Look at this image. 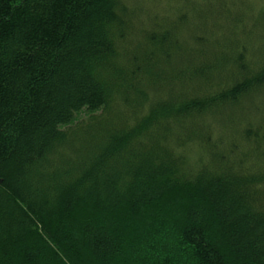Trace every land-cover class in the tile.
<instances>
[{
    "label": "trees",
    "instance_id": "16d2710c",
    "mask_svg": "<svg viewBox=\"0 0 264 264\" xmlns=\"http://www.w3.org/2000/svg\"><path fill=\"white\" fill-rule=\"evenodd\" d=\"M0 0V264H264V0Z\"/></svg>",
    "mask_w": 264,
    "mask_h": 264
},
{
    "label": "rangeland",
    "instance_id": "374dc122",
    "mask_svg": "<svg viewBox=\"0 0 264 264\" xmlns=\"http://www.w3.org/2000/svg\"><path fill=\"white\" fill-rule=\"evenodd\" d=\"M253 1H255V4H256L257 6L261 5V3H262V2H261L262 0H253Z\"/></svg>",
    "mask_w": 264,
    "mask_h": 264
}]
</instances>
